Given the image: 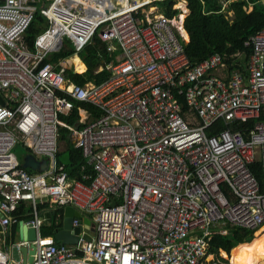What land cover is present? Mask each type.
Here are the masks:
<instances>
[{"label":"built area","instance_id":"1","mask_svg":"<svg viewBox=\"0 0 264 264\" xmlns=\"http://www.w3.org/2000/svg\"><path fill=\"white\" fill-rule=\"evenodd\" d=\"M38 1H0L1 238L26 204L29 218L20 222L35 240L11 247L34 244L30 264H232L225 252H210V241L227 225L252 235L264 226V122L255 121L246 138L207 130L256 120L263 110L264 29L246 43L243 65L217 53L191 64L187 14L175 4L178 13L167 17L163 0ZM36 11L47 28L29 49L23 35ZM95 33L117 52L102 82L77 85L65 78V60L58 70L43 63L64 38L78 54ZM75 102L90 110L79 107L76 124L64 123ZM59 128L91 171L80 180L57 162ZM17 144L46 160V169L23 168ZM256 162L261 183L249 169ZM42 202L87 216L93 238L81 232L68 246L42 237ZM0 264L20 262L0 247Z\"/></svg>","mask_w":264,"mask_h":264},{"label":"trees","instance_id":"2","mask_svg":"<svg viewBox=\"0 0 264 264\" xmlns=\"http://www.w3.org/2000/svg\"><path fill=\"white\" fill-rule=\"evenodd\" d=\"M185 1L188 14L184 18L183 26L188 36V42L184 44V52L190 63L196 64L209 55L217 53L224 56L228 64L234 65L236 62H240L243 65L251 53V47L246 43L253 34L264 29V4L262 0H233L224 11L221 9L220 4L214 0ZM175 3V0H163L158 3V6L165 16L172 17L178 13V10L172 9ZM228 12H231V14L229 15ZM46 28L47 21L45 17L39 11H36L23 35L24 42L29 49H33L35 38ZM237 53L240 58L233 57ZM115 54L107 51L106 44L101 42L95 33L90 42L77 54V58L81 62L78 59L75 62L73 59L74 64L65 70V78L68 82L81 86L87 83H100L109 76L106 66L115 61ZM70 57H75L73 47L68 48L63 41L62 47L57 52L50 53L43 63H53L55 69L58 70L59 62ZM74 66L79 73L73 70ZM79 107L90 110L88 105L75 102L71 115L67 118L61 117V121L70 125L76 124L79 118ZM255 121L264 122V108L256 120L229 125L218 121L207 130V134H217L229 128L231 131H239L246 138ZM68 133L67 129L59 128V141L66 142L65 148L68 152L64 170L71 178L80 180L83 172L91 173V171L86 166L81 151L73 148ZM58 164L61 163L58 162ZM249 169L256 180L261 183L262 176L259 162L251 164ZM51 207H54V205L51 206L48 202L47 204L38 205V210L42 208L51 209ZM25 210L27 214L31 211L30 207ZM23 211V208L19 207L14 215L22 214ZM49 214L48 222L40 228L42 237H53L54 230L61 228L63 224V208L55 207ZM28 218L27 215L23 217L25 220ZM226 229L225 235H217L211 239L209 248L211 253L218 256L221 250L227 255L230 254L228 259L232 264H264V250L262 247H256L253 243L257 232L252 235L248 230L230 225H227ZM55 243L59 244L56 241Z\"/></svg>","mask_w":264,"mask_h":264},{"label":"water","instance_id":"3","mask_svg":"<svg viewBox=\"0 0 264 264\" xmlns=\"http://www.w3.org/2000/svg\"><path fill=\"white\" fill-rule=\"evenodd\" d=\"M2 1V0H0ZM32 5H36L33 3ZM48 5V3H46ZM2 97L0 96V104H3ZM22 167L31 171H44L47 167L46 160H37L32 154L27 153L22 159ZM111 205H114L112 202ZM76 219L78 226L72 227V221ZM19 236L22 240L25 238L27 241L35 240V231L32 228H27L24 223H19ZM83 232L82 238L90 241L94 236V223L89 218H84L81 213L77 212L71 207L64 208V219L62 227L54 230L53 239L60 245L73 246L76 245ZM34 244H31L30 249L21 246L19 250L12 247L11 257L15 261L21 260V264H29L32 261V255L34 253Z\"/></svg>","mask_w":264,"mask_h":264},{"label":"crops","instance_id":"4","mask_svg":"<svg viewBox=\"0 0 264 264\" xmlns=\"http://www.w3.org/2000/svg\"><path fill=\"white\" fill-rule=\"evenodd\" d=\"M216 3H219V4H221L222 5V10L224 11V7H227L228 6V4L231 2V1H233V0H214ZM262 3L264 4V0H262ZM185 5H186V1H185ZM186 8V7H185ZM186 10H187V8H186ZM186 14H188V10L186 11ZM228 14L230 15L231 14V12H228ZM187 38H188V36H187ZM113 53V52H112ZM114 53H116L115 54V57H116V55H117V52H114ZM77 58V57H76ZM81 62V61H80ZM84 66V65H83ZM84 70H85V66H84ZM48 202H42V203H40V204H47ZM39 204V205H40ZM50 204H51V206H53L52 205V203L50 202ZM50 206V205H49ZM20 207H22L23 208V212H21L22 214H19V215H14V217H16L18 220L17 221H15V222H13V223H11L10 225H9V227H8V229H7V236H6V238H4V240L1 238V236H0V247L4 250V251H6L7 253H8V255H9V257L12 259V260H14L12 257H11V249H12V247H11V244H14L13 243V236H14V231H16V234H17V236H18V241H21V239H20V236H19V223H20V221H24L25 219H23V217L24 216H29V214H27L25 211V209L27 208V207H29L28 205H26V204H22V205H20ZM53 209H55V207H51V209L50 208H42L41 210H39V218L41 219V221H42V225L43 224H45V223H47L48 222V220H49V218H50V214H49V212L51 211V210H53ZM82 216L84 217V218H88L87 216H85L84 214H82ZM27 220V219H26ZM17 241V242H18ZM17 242H15V243H17ZM15 261V260H14ZM19 262H20V264H21V260H19ZM30 264V263H29Z\"/></svg>","mask_w":264,"mask_h":264},{"label":"rangeland","instance_id":"5","mask_svg":"<svg viewBox=\"0 0 264 264\" xmlns=\"http://www.w3.org/2000/svg\"><path fill=\"white\" fill-rule=\"evenodd\" d=\"M175 6H177V8H178V4L180 3V2H183L184 3V6H186L185 5V2L183 1V0H175ZM43 4H45V0H39L38 2H37V6H39V7H41ZM220 6H221V9H222V5L220 4ZM225 9L227 8V7H224ZM224 9V10H225ZM178 10H182L181 8H178ZM63 41H64V43H66L67 44V46H68V48H72V46H71V42L67 39V38H64L63 39ZM69 41V42H68ZM76 56H77V54H75ZM73 59H74V61L76 62L77 61V59L78 58H76V57H73V58H69V59H67V60H65L64 62H63V65L66 67V69L67 68H70L71 67V65L72 64H74L73 63ZM79 60V59H78ZM80 61V60H79ZM73 70L76 72V73H79L77 70H76V67L74 66L73 67ZM66 142H64V141H59V143H58V151H57V160H58V162L59 163H61V165H65L66 163H67V159H68V152H67V150H66ZM12 151H13V153L15 154V156L17 157V159L18 160H20V161H22V159L24 158V156L28 153V151H27V149L23 146V145H21V144H17L16 146H14L13 147V149H12ZM14 233V236H13V243H15V242H17L19 239H18V236H17V234H16V231H14L13 232ZM260 236H262V237H264V229H263V231L261 232V235ZM19 242V241H18ZM230 255V254H229ZM229 255H228V257H229Z\"/></svg>","mask_w":264,"mask_h":264},{"label":"bare ground","instance_id":"6","mask_svg":"<svg viewBox=\"0 0 264 264\" xmlns=\"http://www.w3.org/2000/svg\"><path fill=\"white\" fill-rule=\"evenodd\" d=\"M178 8H181L183 10V13H186L187 11L183 2H180L178 4ZM263 229L264 226H262L259 230L256 231L257 233L256 237L253 239V243L256 247H262V249L264 250V237L260 236Z\"/></svg>","mask_w":264,"mask_h":264}]
</instances>
